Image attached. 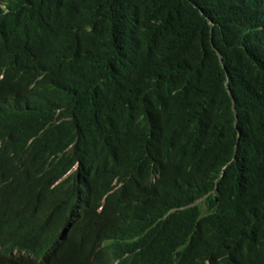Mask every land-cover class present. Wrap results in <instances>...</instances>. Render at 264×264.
Segmentation results:
<instances>
[{
	"label": "trees",
	"instance_id": "trees-1",
	"mask_svg": "<svg viewBox=\"0 0 264 264\" xmlns=\"http://www.w3.org/2000/svg\"><path fill=\"white\" fill-rule=\"evenodd\" d=\"M0 119V264L54 244L29 202L78 163L109 264H264V0H0Z\"/></svg>",
	"mask_w": 264,
	"mask_h": 264
},
{
	"label": "clouds",
	"instance_id": "clouds-1",
	"mask_svg": "<svg viewBox=\"0 0 264 264\" xmlns=\"http://www.w3.org/2000/svg\"><path fill=\"white\" fill-rule=\"evenodd\" d=\"M4 128V122L0 119V130H3ZM1 143L2 141H0V147ZM3 156L6 157L5 153ZM84 168L85 167H82L81 163H78L68 174L61 178L52 180L51 178H48L45 181V174H41L38 177L40 182L44 183L42 186L44 189V195L35 203L29 202L32 203L33 209H44L43 212L45 215L47 217L51 216V218L55 215L57 216V214H60L63 210H68V216L62 218V221L59 220L60 225L53 232H50L47 227L42 228L39 226V229L43 231V235L55 237L54 244L48 246V249L44 253H32L34 249H28L24 246V243L29 241L30 238H25L22 242L23 244L16 246L17 249L9 253V256L19 259L18 261L23 262L24 264H48L50 261V254H48V252L51 249L58 251L65 245L73 244L76 249L84 250L87 264H109L107 258L103 257V248L108 243L101 244L104 246L98 244V248L94 250L92 247H89V245L79 244L76 241L78 235L81 232L87 231L89 228V221L92 218L94 205L98 195L96 173L89 174ZM15 180L14 177H12V179L6 178L1 183V186L11 184L12 181L14 182ZM123 187L124 182L121 177L116 176L111 180V187L102 195V205L98 208L100 213L104 212L109 198L117 195ZM4 200H6V197L0 199V204H2ZM52 201H57V204H52ZM21 205L24 208L27 207L25 204ZM51 218H49V220ZM1 238L8 243L14 240L11 237ZM122 263V260H117L116 262V264Z\"/></svg>",
	"mask_w": 264,
	"mask_h": 264
},
{
	"label": "bare ground",
	"instance_id": "bare-ground-1",
	"mask_svg": "<svg viewBox=\"0 0 264 264\" xmlns=\"http://www.w3.org/2000/svg\"><path fill=\"white\" fill-rule=\"evenodd\" d=\"M2 214H3V213H2ZM2 214H1V215H2Z\"/></svg>",
	"mask_w": 264,
	"mask_h": 264
}]
</instances>
